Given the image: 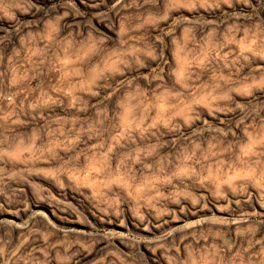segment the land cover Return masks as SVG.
Here are the masks:
<instances>
[{
	"label": "clouds",
	"instance_id": "clouds-1",
	"mask_svg": "<svg viewBox=\"0 0 264 264\" xmlns=\"http://www.w3.org/2000/svg\"><path fill=\"white\" fill-rule=\"evenodd\" d=\"M147 3L86 14L79 0H0V43L21 45L0 55V264H264V104H253L264 90L254 63L264 61V0H166L162 14L143 15ZM172 12L170 57L133 33ZM196 24L208 29L200 39ZM111 73L125 78L101 84ZM134 80L152 99L138 84L125 91L114 124L107 105ZM54 107L65 114L46 115ZM212 120L232 123L201 146L193 137ZM158 125L187 142L175 164L145 162L159 144L123 151ZM236 129L242 138L230 140ZM133 231L148 236L130 244Z\"/></svg>",
	"mask_w": 264,
	"mask_h": 264
},
{
	"label": "rangeland",
	"instance_id": "rangeland-1",
	"mask_svg": "<svg viewBox=\"0 0 264 264\" xmlns=\"http://www.w3.org/2000/svg\"><path fill=\"white\" fill-rule=\"evenodd\" d=\"M45 8L48 7L49 4L55 3L57 5H59L60 3H62V0H43ZM126 2H128V0H126ZM79 3L87 10L86 14H90L91 12L95 11V9L92 7V5H99V7L101 9L104 8V5L106 3H111V0H79ZM165 3L166 0H149V3L145 4L143 8L139 9V12L143 15H147L148 13H152L154 15H159L162 14L165 8ZM133 13H135L137 10L136 9H132L131 10ZM56 13L49 11L48 17L46 18H51L52 16H54ZM41 16L43 15V13L40 14ZM170 20L168 22V24H159V25H150V24H146L142 29H140L138 32L133 33L136 36H142L144 38V43L146 44H151L154 47H156L157 49V53L159 54V51L161 48H164L165 50V54L169 55L171 57V53L174 51V45L172 44V37L171 36H167L164 35V32L167 30L168 27L171 26L172 23V18H180L178 13L176 12H172L170 14ZM196 18L193 17V20H195ZM139 21H135L133 20L132 23H138ZM42 27V26H41ZM39 29L37 28H33L31 29V31L35 32L38 31ZM207 28H203L201 30V26L199 24H196L195 29H194V36L196 37V39H200V37L202 36V34L204 32H207ZM29 31V29H24L23 32L21 34H23L24 32ZM69 31V29L67 28H62L60 35L64 36L66 35V33ZM180 27L177 26L176 30H175V36L176 38H179L180 36ZM0 36H3V32H0ZM159 36L161 37L162 43H154L156 41V37ZM18 39L19 37L17 36H13L11 38V42L5 41L4 43H0V55H2L3 57H5V59L7 58V56L11 53L13 48H20L21 45L18 43ZM37 47H42L41 43H37ZM110 48H118V44L113 42L110 45ZM24 53L22 52L21 55H23ZM141 59H144L143 57H141ZM254 63H264V61H260L258 58L254 60ZM175 67L174 64L169 65V68ZM135 65H133L131 68L129 69H125V73L127 74V78L128 79H132V77L135 75ZM6 71V65H0V72H4ZM107 75V79L106 80H102L100 83L104 84L107 83L109 85L114 84L115 81L117 80H121L124 79L125 77L122 76L119 73H111V74H106ZM202 78L203 81L207 82L208 81V73H202ZM167 79V87H169L171 90L175 91V84L173 81V78L171 76L166 77ZM139 85L141 88H144L147 93H148V97L149 99H152V92H151V88L147 85V82L143 81V80H134L132 82L131 87H125L121 90V92L119 93L118 96H115L112 98L111 102L108 103L107 105V111L109 112L111 118H112V122L118 123L117 120V114L120 112V108L118 107V102L119 100L123 97V94L125 91H132L136 85ZM236 99H239L238 97ZM253 104H264V90H256L255 92V100L253 101ZM251 107V105H249ZM65 112L62 111L59 107H54L48 110V112L46 113V115H51V116H56V115H64ZM264 114V113H262ZM90 117L92 119H95V117L90 113L89 114ZM240 115H243V113H240L239 111L236 113V117L238 118ZM43 121H38L37 122V126H39L40 124H42ZM232 123L231 120H227L225 124H220L219 121L216 120H212L210 121V125L211 127L209 128V130L203 131L202 133H200L199 135H197L196 137H193L194 139L198 140L201 143V146H204V142L211 139L212 136L214 135H218L217 133H215L214 131H212L211 129H214L216 127H221L224 128L227 131L228 126H230ZM159 132L157 133L156 136H151L146 134L144 137H141L138 133H133L132 134V141H134V143L132 141H129L125 144L123 151H129L131 149L140 147V148H145L149 145L152 144H159L161 146H159L156 150V154L150 159L145 161L146 163H153L155 164V162L158 159H162V158H169L172 160V163L175 164L176 163V157L180 154V149L182 147H184L187 142L181 140L179 143H173V137L175 135L178 134H174V133H169L166 129H164L162 126H159ZM193 131V129H185L184 130V135H189L191 132ZM198 131V129H197ZM242 138V133L240 131V129H236V137H232L229 136V139H240ZM189 149L191 148L190 145H188ZM45 212H51L53 216L56 215V213L54 211H52V205L48 204L46 205V207L44 208ZM57 219H59V217H57ZM101 224H104L105 221L103 219L100 220ZM110 228H114V229H119V228H123L124 227V221H121L119 224L117 225H112L111 221L107 222ZM175 226V225H173ZM205 227H208L207 225ZM165 229H161L160 231H157L155 229H153V234L154 235H160L162 231H165ZM121 231H123L121 229ZM142 236H148V233H137L135 231L129 233V243H135V241L139 240L142 238ZM117 243H119V241H117ZM141 250L144 249V245L143 244H139L138 245ZM127 250V249H126Z\"/></svg>",
	"mask_w": 264,
	"mask_h": 264
}]
</instances>
